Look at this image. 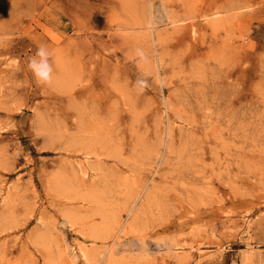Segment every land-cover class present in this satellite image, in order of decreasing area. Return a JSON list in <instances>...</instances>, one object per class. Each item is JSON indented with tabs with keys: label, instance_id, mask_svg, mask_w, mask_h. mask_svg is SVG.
<instances>
[{
	"label": "rangeland",
	"instance_id": "rangeland-1",
	"mask_svg": "<svg viewBox=\"0 0 264 264\" xmlns=\"http://www.w3.org/2000/svg\"><path fill=\"white\" fill-rule=\"evenodd\" d=\"M0 264H264V0H0Z\"/></svg>",
	"mask_w": 264,
	"mask_h": 264
},
{
	"label": "clouds",
	"instance_id": "clouds-1",
	"mask_svg": "<svg viewBox=\"0 0 264 264\" xmlns=\"http://www.w3.org/2000/svg\"><path fill=\"white\" fill-rule=\"evenodd\" d=\"M51 53L41 45L37 48L35 54L28 60V68L32 72L37 84L50 85L53 82V66L50 62ZM141 88L143 81H138Z\"/></svg>",
	"mask_w": 264,
	"mask_h": 264
}]
</instances>
